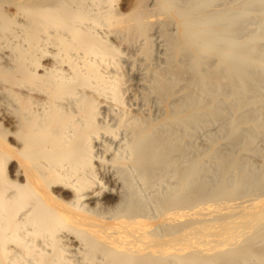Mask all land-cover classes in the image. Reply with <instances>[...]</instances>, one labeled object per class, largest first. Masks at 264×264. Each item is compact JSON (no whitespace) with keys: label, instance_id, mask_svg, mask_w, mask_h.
<instances>
[{"label":"bare ground","instance_id":"bare-ground-1","mask_svg":"<svg viewBox=\"0 0 264 264\" xmlns=\"http://www.w3.org/2000/svg\"><path fill=\"white\" fill-rule=\"evenodd\" d=\"M233 1L0 0V264H264V186L215 146L264 141V0ZM154 24L156 116L118 62L139 38L152 61ZM223 91L226 112L205 103ZM201 119L221 136L197 151Z\"/></svg>","mask_w":264,"mask_h":264},{"label":"rangeland","instance_id":"rangeland-1","mask_svg":"<svg viewBox=\"0 0 264 264\" xmlns=\"http://www.w3.org/2000/svg\"><path fill=\"white\" fill-rule=\"evenodd\" d=\"M119 1V3H118V8L119 9H121V11H125L127 8H128V6L130 5V3H131V0H118ZM227 1H231V0H227ZM233 1V0H232ZM234 1H236V0H234ZM233 1V2H234ZM238 2V1H237ZM257 16V14L256 13H251V14H248V15H246V16H244V17H242L244 20H241V21H243L244 23H241L242 25L243 24H245L246 26H242V28H240V30L241 31H243V33L245 32H247L248 34H249V32L248 31H246V30H249L250 28L252 29V26L254 25V23H255V21L257 20H259L258 22H260V17L258 16V18L259 19H254V17L255 16ZM250 16V17H249ZM254 16V17H253ZM252 17V18H251ZM249 18V19H248ZM169 21H171V22H169L170 24H167V25H165L166 26V32L167 33H172V34H174L175 32H173V31H176V29H175V24H174V21L172 20V19H169ZM256 21V22H257ZM253 22V23H252ZM257 22V23H258ZM256 23V24H257ZM157 24V23H156ZM156 24H154L153 25V27L156 25ZM259 25H256V28H255V26H254V28L255 29H259V31H260V28H262V30L261 31H263V29H264V27L261 25L262 23H258ZM157 26V25H156ZM155 26V27H156ZM239 26H240V22H239ZM240 26V27H241ZM262 26V27H261ZM151 28V30H149V32H148V35H149V37L152 39H150L151 40V44H152V47H151V49H152V54H151V59H152V61H150V58L149 59H146L145 58V56L144 55H142V54H140V50H139V47H137V46H139V44L140 43H138L139 42V40H140V38H139V40L138 39H135L134 41H136V43L135 42H131V46H129V44H126V45H128V46H126L125 47V44H123L124 45V49L122 48L121 49V47H123L122 45H121V47H120V49L121 50H123V51H121L120 52V57L118 58V62H119V65H120V70L122 71V75H123V80H124V86H126L127 88L126 89H124L123 90V98H124V102H128L127 103V106L129 107V108H132V109H137L136 108V105H137V103H139L137 106H138V109L137 110H139V108H140V113H145V114H149V115H154L155 113H157L158 114V109H161L160 107H161V105H160V107L158 106L159 105V102H158V105L156 104V102H157V98L156 99H153L155 96L152 94H150V96H149V98L150 99H148V96L146 95V94H149L150 92H148V89H149V87L147 88V89H144L145 88V86H148V83L149 82H147L146 80V77L148 78V81H149V75L147 76V73L149 74V72L147 71L148 70V68L151 66L152 68H153V66L155 67V68H159L160 66L162 67V66H164L165 64H163L164 62L163 61H166V59L165 58H167L168 56H170L171 58H172V56H171V53H170V51L168 52V50H170V48H171V45L168 43V42H166V40L164 41V39L162 38L163 37V35L162 34H160V32L161 31H158V29L159 30H161L160 28H157V27H159V24H158V26L156 27V28ZM248 28V29H247ZM254 28H253V30H254ZM164 29H165V27H164ZM250 29V30H251ZM245 30V31H244ZM252 31V30H251ZM258 30H256V32H257ZM239 33V32H238ZM243 33H242V35H241V32H240V34H235V36L236 37H240V36H243ZM161 35H162V37H161ZM239 35V36H238ZM245 35V34H244ZM247 35V34H246ZM263 41V42H262ZM261 42L264 44V40H261L260 41V46L259 47H261ZM137 43H138V45H137ZM167 43H168V45H167ZM258 44V45H259ZM262 44V45H263ZM136 46V47H135ZM169 46H170V48H169ZM132 48V49H131ZM138 48V49H137ZM169 48V49H168ZM126 53V54H125ZM170 53V54H169ZM121 56H123V57H121ZM128 57V58H127ZM142 59V61H141V59ZM145 58V59H144ZM144 59V60H143ZM165 59V60H164ZM210 59H212V57H210V58H208V60L210 61ZM120 60V61H119ZM140 61V63H139V61ZM168 60V59H167ZM170 60V59H169ZM130 61V62H129ZM146 62V64H147V66H146V64H144ZM152 63V64H151ZM142 64H143V66H142ZM160 65V66H159ZM156 66H159V67H156ZM142 67V68H141ZM144 67H146V68H144ZM150 67V69H152ZM144 68V69H143ZM147 71V73H146V71ZM254 71H256L255 70V68H254V66H249L248 67V70H247V72L248 73H252V72H254ZM142 72V73H141ZM143 73H145V75L143 74ZM143 74V75H142ZM142 77V78H141ZM144 79H145V81H144ZM126 80V81H125ZM143 83L144 85H142L141 86V84ZM142 88H141V87ZM144 90H145V92H146V94H144ZM148 92V93H147ZM222 92V91H221ZM139 93L141 94V93H143V95H144V97H143V95L141 94V96L144 98H141V97H138L139 96ZM226 92H224L223 91V94H221L220 92H218L217 93V95H216V93H215V96H213V97H211V98H206V99H208V100H206L205 101V103L207 104V105H211L212 104V106H213V104H214V102H215V105H216V108H214L215 110L217 109L218 110V108L222 105V101L224 102V100H223V97H224V95H226L225 94ZM133 94V95H132ZM138 94V95H137ZM129 95V96H128ZM147 97H146V96ZM214 95V94H213ZM125 96H127V97H125ZM151 96H153V98L151 97ZM132 99V103H131V100H130V98ZM133 97V98H132ZM146 97V98H145ZM137 98V99H136ZM141 98V99H140ZM225 98V97H224ZM125 99H126V101H125ZM214 99V100H213ZM137 100V101H136ZM144 102H142V101ZM152 100V101H151ZM141 101V102H140ZM126 103H125V105H126ZM136 104V105H135ZM143 104H145V105H143ZM157 106V107H156ZM217 106H218V108H217ZM223 106V105H222ZM222 106H221V109H222V111H225V109L223 110V108H222ZM156 108H158V109H156ZM226 108V107H225ZM221 109H219L220 111H221ZM227 109V108H226ZM229 109V108H228ZM227 109V110H228ZM156 110V111H155ZM230 110V109H229ZM143 111V112H142ZM226 112V111H225ZM230 112H231V110H230ZM225 114V113H224ZM226 115V114H225ZM228 115H229V113H228ZM228 115H226V116H228ZM230 115L231 116H229V117H231L232 118V114L230 113ZM155 116H156V114H155ZM235 116V115H234ZM227 118V117H226ZM204 119V118H203ZM200 121V120H199ZM203 121V122H202ZM218 121H221V120H218ZM222 121H224V120H222ZM217 122V121H216ZM224 122H226V121H224ZM223 122V123H224ZM199 123H201L202 125H204L205 123H206V120H205V123H204V120H202L201 119V121L199 122ZM210 123V122H209ZM209 123H206L205 125H204V127L202 128V131L204 132V134H203V132L201 131V127H202V125L200 124V128H199V130H198V132H196L195 134H194V137H195V139L193 138V136L191 137V142H192V144H194L193 146L195 147V146H197V147H195V149H197V151H203V150H205V149H207V147H208V139H209V136H211L212 134L211 133H213V137L215 138L216 136H221V135H217V132H218V125L219 124H217V123H215L214 121H212L210 124ZM221 124V123H220ZM247 126H249V124H246L245 126H242V127H244L245 129H243L244 131H241V134L243 133L244 134V132L246 131V129H248L247 128ZM241 128V127H240ZM242 129H240V130H242ZM216 131V132H215ZM209 132H211V133H209ZM214 132H215V134H214ZM206 133V134H205ZM208 133H209V136H208ZM207 135V136H206ZM206 137H208V139L206 138ZM253 137V136H252ZM256 137H258V136H256ZM255 136L253 137V138H251L252 139V143H251V145H254V146H251L252 148H251V150H249V151H242L240 148H241V146L240 145H242L244 142H245V138L243 139V143L241 144L240 142V144L238 143V144H235L234 142H233V140L231 141V140H229V138L228 137H225V136H221V137H219V138H215V146H218L217 148H218V152H220V153H223L224 155L225 154H230L231 152L233 153V151H234V153H233V155L234 154H236V155H238V154H240L239 155V158L242 160V161H245L246 162V167H245V169L247 170V172L249 173V175L251 176V182L244 188L245 190H244V192L248 195H250V193L252 192L251 190L257 185V183H260L261 182V185H263L264 186V141H263V139H261L260 137H258V138H256ZM255 138V139H254ZM260 138V139H259ZM193 139V140H192ZM194 141V142H193ZM241 141V140H240ZM190 142V143H191ZM233 142V143H232ZM218 143V144H217ZM207 147H206V146ZM256 146V147H255ZM205 147V148H204ZM253 147H254V151H253ZM256 148V149H255ZM198 149H200V150H198ZM256 150H258V151H256ZM241 152H243V153H241ZM244 152H247V155L248 156H246V153H244ZM231 153V154H232ZM258 153V154H257ZM242 154H244V155H242ZM261 154H263L262 155V157H261ZM248 157V158H247ZM211 162V163H210ZM213 165V162L210 160V161H208L207 160V162H206V166H209V168L210 169H212V171L214 170L213 169V167H211V166ZM251 165V166H250ZM214 166V165H213ZM208 168V167H207ZM215 168V167H214ZM209 169V170H210ZM209 172H211V171H209ZM203 172H201L200 173V175L202 174ZM205 173H203V175H204ZM207 174V173H206ZM209 174V173H208ZM166 176H168V174L166 173V174H164V178L166 179ZM203 177H207L208 178V175H205V176H203ZM209 178H211V176L209 175ZM167 179H168V177H167ZM263 179V180H262ZM169 180V179H168ZM167 180V181H168Z\"/></svg>","mask_w":264,"mask_h":264}]
</instances>
